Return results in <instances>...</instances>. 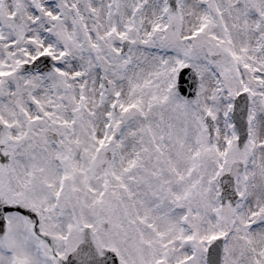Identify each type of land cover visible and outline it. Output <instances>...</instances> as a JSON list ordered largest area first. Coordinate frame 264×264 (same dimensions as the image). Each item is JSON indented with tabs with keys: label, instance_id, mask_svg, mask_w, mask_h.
<instances>
[{
	"label": "snow or ice",
	"instance_id": "snow-or-ice-1",
	"mask_svg": "<svg viewBox=\"0 0 264 264\" xmlns=\"http://www.w3.org/2000/svg\"><path fill=\"white\" fill-rule=\"evenodd\" d=\"M0 264H264V0H0Z\"/></svg>",
	"mask_w": 264,
	"mask_h": 264
}]
</instances>
